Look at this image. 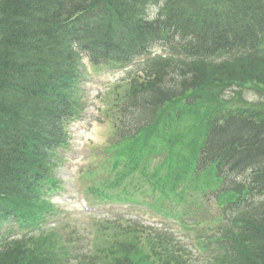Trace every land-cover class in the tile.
Instances as JSON below:
<instances>
[{"label":"trees","instance_id":"obj_1","mask_svg":"<svg viewBox=\"0 0 264 264\" xmlns=\"http://www.w3.org/2000/svg\"><path fill=\"white\" fill-rule=\"evenodd\" d=\"M159 44L171 56L151 59ZM83 57L119 69L149 58L123 92L137 114L112 168L145 176L160 158L147 179L163 200H182L186 184L214 195L223 234L209 264H264V0H0V222L11 212L32 224L52 210L42 184L54 181L61 123L80 107ZM244 89L260 101H244ZM51 242L7 243L0 264H61ZM122 244L109 264H188L166 236L146 252Z\"/></svg>","mask_w":264,"mask_h":264},{"label":"rangeland","instance_id":"obj_2","mask_svg":"<svg viewBox=\"0 0 264 264\" xmlns=\"http://www.w3.org/2000/svg\"><path fill=\"white\" fill-rule=\"evenodd\" d=\"M151 14H154L151 12ZM167 54V50L159 46L153 49V55L163 56ZM84 78L79 85L80 97L82 99V112L76 122H73L68 127L70 132V150L65 153L66 163L62 167L57 169L56 178L59 179L63 188L60 191H55L50 195V200L57 207L56 213L49 216L47 224L44 225V230L52 229L55 234H60L65 240L72 243V248L79 250L82 253L90 251V240L94 235V230L100 228L98 222L103 218L105 219L106 214L102 211L95 213L94 215L87 214L79 206L77 202L76 190H74V183L76 176L83 173L87 169H96L97 173H102V170L98 167L101 164V153L102 149L107 145L111 137V122L109 121L107 114L105 113L106 108L104 107L105 102H112L117 93L122 92L124 89L122 82H127L129 78L125 77L126 73L130 71L132 77H138L140 74L143 78L147 75L146 64H135L127 71H118L107 67H99L94 70L88 61L84 60ZM143 63V62H142ZM124 80V81H122ZM122 81V82H121ZM232 91L226 93V98H229ZM242 98L247 102H258L259 97L253 90H244ZM121 105H119L120 107ZM81 128H84L85 133ZM90 150V151H89ZM136 183V182H135ZM89 184L85 180V185ZM205 203L206 207L214 206L215 203L212 199H208ZM119 216L122 213H118ZM96 216V217H90ZM121 219L126 222L139 224L145 228H156L157 230L162 229V222L148 214L139 213L133 216L116 217L111 216L110 221H118L121 224H125ZM189 222L195 223L196 219H187ZM201 226L196 230H202ZM172 228V227H168ZM204 227L203 229H205ZM214 225L211 226V230L208 233H212ZM175 230L174 228H172ZM14 232L9 234L10 237H21ZM171 230V229H170ZM172 231V230H171ZM174 236L179 243L189 244V238L172 231ZM159 233H161L159 231ZM164 233V232H163ZM170 235L168 232L166 235ZM38 234H35L36 236ZM190 258L193 259L194 264H200L201 259L195 254L193 248L189 247ZM192 264V263H191Z\"/></svg>","mask_w":264,"mask_h":264},{"label":"clouds","instance_id":"obj_3","mask_svg":"<svg viewBox=\"0 0 264 264\" xmlns=\"http://www.w3.org/2000/svg\"><path fill=\"white\" fill-rule=\"evenodd\" d=\"M154 17H149V19H153Z\"/></svg>","mask_w":264,"mask_h":264}]
</instances>
